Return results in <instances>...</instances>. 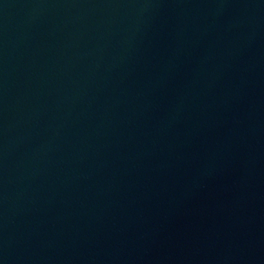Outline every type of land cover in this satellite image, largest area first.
I'll use <instances>...</instances> for the list:
<instances>
[{
	"label": "water",
	"instance_id": "95a60500",
	"mask_svg": "<svg viewBox=\"0 0 264 264\" xmlns=\"http://www.w3.org/2000/svg\"><path fill=\"white\" fill-rule=\"evenodd\" d=\"M0 264H264V0H0Z\"/></svg>",
	"mask_w": 264,
	"mask_h": 264
}]
</instances>
